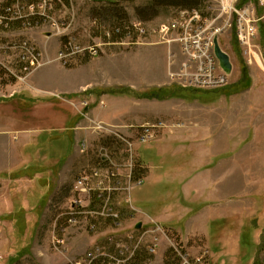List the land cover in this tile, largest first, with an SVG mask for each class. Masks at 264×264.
<instances>
[{"label":"rangeland","instance_id":"374dc122","mask_svg":"<svg viewBox=\"0 0 264 264\" xmlns=\"http://www.w3.org/2000/svg\"><path fill=\"white\" fill-rule=\"evenodd\" d=\"M16 1L0 0V16L3 15L6 7L15 4ZM67 1L57 2L52 12L54 18L60 22H69L73 18L69 34L76 36L84 46L102 43V52L96 57L88 54L80 55L70 65L65 66L56 60L62 47V36L53 35L49 21L15 31H8V25L0 22V87L9 86L0 91V100H4V104L7 103L0 105L2 106L0 108L4 109V113L14 114V117L30 115V121L21 122L46 130V138L41 141L42 147H33L34 150L23 149L22 144L12 146L7 151L0 147V179H3L0 180V264H72L84 258L95 247L115 256H123L122 264H132L131 261L142 251L152 257L143 264H183L188 258L189 264H198L196 260L198 258L204 259L203 264H264V34L259 31L251 55L243 53L237 44L234 32L227 33L222 38L217 37L220 39L222 50L230 56L233 65L229 84L217 90L188 94V102L209 106L208 109L211 107L217 109L215 114L225 115V123L227 125L231 123L237 130V140L244 142L243 138L247 139L249 136L246 143H251L241 152L239 173L235 174L239 178L222 181L218 179L215 181V184L217 183L215 187L214 183L209 186L210 188L208 187L209 191L213 188L219 190L215 200H211L214 199L212 196H204L207 203L203 207L206 211L211 210L210 212L204 210L196 217L195 213L188 211V217L186 215L184 217L186 212L181 207L179 211L170 215L172 217L168 221L170 226L151 219L146 228L137 230L133 224L131 227H126V224L124 226V222L127 223V220L132 219V210L127 195L120 192L113 196L120 213L118 221L92 219L82 215L78 217V223H70L68 215L73 209L75 200L78 199L75 184L80 175L95 168L110 167L126 175L131 169L130 164L132 167L134 164L133 180L145 179L150 170L144 166V170L141 169L144 171L143 177H135L136 162L142 164L139 155H142L143 147L157 140L164 132L162 134L160 131L148 144L136 143L131 157L128 156L129 153L127 154L126 147L120 140L106 135L105 131L92 124L90 131L94 141L83 142L85 146L81 144L75 150L72 136L69 132H63L64 122L61 121L62 116L56 110L44 109L41 104L29 108L17 97L12 102L8 96L17 94L22 88H30L32 75L36 72L40 74L45 65L52 61H57L63 67L73 68L94 58H97L103 68L113 65L108 61H114L115 72L118 70L125 74L118 78L121 85L112 90L140 89L141 84L135 80L134 73L138 69L142 70L150 59L145 56L143 48L138 47L151 38L156 40L157 44L169 47L170 63L174 67L170 71L176 72L183 56L180 42L177 41L180 33L175 30L159 32L160 25L167 22L178 7L159 8L158 16L154 18V13L146 10L152 6L153 0ZM251 2L254 3L253 0ZM210 5L212 6L210 13L215 15L213 0H202L197 7L206 13V7ZM108 9L117 11V19L106 14L105 11ZM136 10H141L142 15L139 16ZM260 11L263 14V10ZM142 18L147 21H143ZM136 20L140 21L147 31L137 45L132 42L138 37L134 40L132 38L133 41L126 39L124 46L107 44L109 41L105 38L106 30H112L116 23L130 25ZM24 40L32 41L41 51L47 50L49 54L44 53L49 58L43 54L44 64L34 68L23 79H18L16 76L20 75L21 69L20 52L7 49L6 46ZM107 55L123 56L114 60L103 58ZM157 58L158 53L152 56V59ZM84 69L79 68L72 73L81 74ZM113 78L116 79L114 76ZM170 81L171 85H177L172 79ZM114 109L115 106L110 103L107 111ZM124 113L128 111L125 110ZM213 117L215 118L214 115ZM96 123L107 125L104 122ZM137 130L133 129L131 135L126 136L136 142L139 135ZM20 137L19 143L22 142L23 135L21 134ZM37 149H40L39 153H35ZM104 149H107V153L119 168L113 167L110 162H103ZM73 153L70 160H64V157L66 159ZM73 160L78 161V170H72ZM233 167L226 164L219 168V174L228 176ZM57 170L58 172L62 170V173L69 177L62 182L64 184L59 181ZM59 182L60 189L55 193ZM146 188L147 184L136 188V191L133 190L132 199H135L139 193L142 194ZM10 199L15 204L12 205L14 210H10L5 204L10 203ZM89 200L90 204H87L86 209H91L90 205L99 206L95 196L90 197ZM201 203L203 205L204 201ZM215 209H218V212H214ZM232 216L235 219H229ZM215 218V221L212 220ZM210 219L212 221L209 223ZM217 221V225L214 226L212 223ZM92 222L96 225L93 229L90 228ZM156 224L161 225L163 229L158 230ZM240 226L241 230H239ZM148 231L150 232L147 233ZM222 231H224L222 237H217ZM239 233L240 241L238 240L237 243ZM246 233L249 239L246 238ZM141 237L144 238L138 246ZM57 239L64 241L58 243ZM155 242L157 245L153 246ZM245 242L248 244L246 245ZM118 245L125 247L122 253L119 252ZM95 264H108V261L98 260Z\"/></svg>","mask_w":264,"mask_h":264},{"label":"crops","instance_id":"0c3cea01","mask_svg":"<svg viewBox=\"0 0 264 264\" xmlns=\"http://www.w3.org/2000/svg\"><path fill=\"white\" fill-rule=\"evenodd\" d=\"M103 1L97 0V2ZM33 37L36 39L35 36ZM64 38L62 37V39ZM157 43L151 38L147 43L138 47L143 48L145 56L150 61L144 68L141 67L142 70L135 69V80L141 84L140 89L136 90L146 91L171 85L169 71L174 67L170 63L169 47L166 45L163 47ZM42 52L49 58L48 55H45L46 52L48 53L47 50H42ZM157 53L158 58L152 59V56ZM107 54L109 53L107 52ZM120 56L107 55L103 58L114 60ZM47 57L45 58L47 59ZM96 59H91L73 68H66L57 61H52L45 65L40 74L36 72L32 75L30 88H22V91L8 97L12 102L17 97L29 108L34 107L35 104H41L44 109L56 110L62 116L61 121L64 122L63 132H69L72 136L75 150L81 144L84 145L83 142L94 141L90 131L94 122H104L107 125L122 127V132L127 136H130L133 131L131 126L141 127L147 123L163 122L165 127L159 129L158 133L161 131L163 134L164 132V136L162 135L144 146L145 151L143 149L142 155H139L142 164L150 170L144 181L147 188L142 194L139 193L135 199H132L134 207L131 213L132 219L127 220V223L124 222V226L126 224V227H131L133 224L135 227L138 223H142L141 228L144 229L151 219L162 225L170 226L168 222L172 219L170 215L179 211L181 207L186 212L184 217L185 215L188 217V211L195 213L194 215L198 217L200 212L203 213L205 210L203 206L207 203V199L204 196H212L214 199L211 200H215V197L219 195V190L217 191L215 188L209 191L211 184H215L218 179L222 181L239 178L235 174L239 173L238 165H240L241 152L244 147L251 144L246 143L249 136L247 139L243 138L244 142L237 140L238 135L235 127L231 123L227 125L224 121L225 115L215 114L217 109L211 106V109H208L209 106L177 98L138 99L127 94L107 93L106 91L121 85L118 78L125 74L118 70L115 72L116 63L114 61H108L113 65L103 68ZM135 66L138 67L136 64ZM79 68H85L83 73H72ZM110 76L111 78H108ZM8 87V85L6 88L0 87V91ZM110 103L115 106V109L107 111ZM0 105L5 104L1 102ZM3 110L0 108V147L3 150L7 151L18 144H22V148L26 150L42 147L41 141L46 138L44 128L21 122L22 120L30 121V115L14 117V114L4 113ZM125 110L128 113L125 114ZM66 117L67 119H65ZM202 120L204 122H201ZM21 134L23 135L22 142L19 143ZM36 152L39 153L40 149L35 150ZM74 153L66 159L64 157V160H70L69 158ZM226 164L233 165V170L228 173V176H221L219 168ZM78 165V161L73 160L72 170H78ZM58 170L57 177L62 183L69 177L65 173L63 174L62 170L59 172ZM0 180L3 181V179ZM60 185L59 182L55 193L60 189ZM216 185L217 183L214 187ZM201 201H204L203 205H201ZM5 204L10 210H14L12 205L15 204L12 201ZM214 212H218V209H215ZM229 219H235V217L232 216ZM212 220L215 221L216 218ZM212 220L210 219L209 223ZM239 230H241V226ZM223 232L217 237H222ZM216 235L217 233L214 237ZM238 240L240 241V233L239 236L237 235V243ZM237 251L239 252V249Z\"/></svg>","mask_w":264,"mask_h":264},{"label":"built area","instance_id":"2783aa9c","mask_svg":"<svg viewBox=\"0 0 264 264\" xmlns=\"http://www.w3.org/2000/svg\"><path fill=\"white\" fill-rule=\"evenodd\" d=\"M213 1L216 10L215 15L210 13L212 10L211 5L206 7V13L201 8L180 7L175 10V13L171 15L167 22L161 24L159 27V32L175 30L180 33L177 41L180 42L183 57L176 72L170 71V79L182 88L212 91L227 86L230 77L224 72L215 55L214 39L216 37L222 38L225 34L234 32L237 43L243 53L251 55L252 49L255 47L254 41L260 31V25L264 23V0H257V4L250 2L243 6H239L240 0ZM57 2H61V0H17L15 4L6 9V13L0 16V22L7 25L8 21L27 19L35 16L49 21L53 34L65 37L56 58L57 61L65 66L70 65L80 55L88 54L93 57L99 55L102 52V43L84 46L76 36L69 34L73 18L69 22H60L54 18L52 12ZM258 9H262L263 14L259 15ZM27 10L29 11L27 12ZM130 28L125 38L107 44L124 46L126 39H130L131 41L135 39L133 36L134 32L137 33L138 38L132 43L138 44L147 33L142 23L137 20L130 24ZM118 33L117 31L116 34ZM105 36L107 39H110L112 33L106 31ZM6 48L15 49L20 52L19 64L21 65V69L20 75L16 76L18 79H23L34 68L44 64L42 62V51L31 41L12 42ZM6 69L11 71L8 67ZM93 124L105 131L106 135L120 140L125 145L126 152L127 154L129 153L128 156L130 155L131 157L136 143L141 145L148 144L155 139L158 130L165 127L163 122L157 124L147 123L141 127L131 126L130 128L138 129L137 131L139 132L136 142H134L121 132V127L119 126H107L102 123L97 124L96 122ZM104 151L103 162H110L113 167L119 168V165H116L107 153V149H104ZM133 167L130 164L131 169L126 175L112 167L95 168L88 173L80 175L75 184V192L78 195V199L75 200L73 209L68 215L69 222L78 223V217L82 215H86L92 219L101 218L118 221L120 213L113 201V196L120 192L127 195V201L130 202V208L133 211L131 193L135 188L143 186L145 181L143 178L133 180ZM92 196L98 199L99 206L93 207L90 205L91 209H86L87 204H90L89 199ZM156 225L158 226V230L163 229L161 225ZM94 227L96 225L92 222L90 228L93 229ZM130 238L133 237L130 236ZM143 238L141 237L138 240V246L143 241ZM57 241L58 243H62L64 240L57 239ZM154 244L157 245L156 242L153 243V246ZM117 248L122 253L125 247L118 245ZM150 250H152V247H150ZM122 257L121 255L115 256L104 249L95 247L84 258L78 259L72 264H95L98 260L108 261V264H122L124 262L121 259ZM196 260L198 264L204 263L203 258ZM189 262L188 258L184 260L183 264H189Z\"/></svg>","mask_w":264,"mask_h":264},{"label":"trees","instance_id":"16d2710c","mask_svg":"<svg viewBox=\"0 0 264 264\" xmlns=\"http://www.w3.org/2000/svg\"><path fill=\"white\" fill-rule=\"evenodd\" d=\"M61 1H67V0H61ZM69 1V0H68ZM67 1V2H68ZM202 0H153L152 2V6L146 8V10L152 11L154 13V18L158 16V9L159 8H164V7H178V8H199L197 7L199 2ZM252 0H240L239 2V6H243L248 4L249 2H251ZM66 2V4H67ZM253 2L255 4H257V0H253ZM11 6H8L5 8L4 13H6V9L9 8ZM107 15H110L112 18L117 19V11L115 9H108L105 11ZM137 14L139 16L142 15V11L141 10H136ZM3 13V14H4ZM258 13L259 15H261V11L260 9H258ZM143 21H147L145 20V18H142ZM97 20V19H96ZM95 20V21H96ZM46 22V20L44 18H40V17H30V18H23V19H18V20H14V21H8L7 25H8V31H15L18 29H22V28H28V27H32V26H37L40 25L42 23ZM6 23V22H4ZM121 22L116 23V25L113 27L112 30H109L112 33V36L110 39H107L109 42L113 43L116 42L118 40H121L123 38H125L126 34L128 33V29L130 28V25H123ZM260 32L262 33V35L264 34V23H261L260 28H259ZM107 31V30H106ZM117 31L119 32L118 34ZM134 38L137 37V33L134 32L133 34ZM106 38V37H105ZM236 39V37H235ZM237 41V40H236ZM238 44V43H237ZM152 91V92H151ZM198 90H194V89H186V88H182L178 85H170L168 87H163V88H154L151 90H143V91H136L134 89H121V90H117V89H110L108 91H106L107 93H111V94H127L130 96H133L135 98L138 99H153V98H158L160 100H165V99H171V98H177V99H183V100H188L189 99V93L194 94V92H197ZM0 102H4V100H0ZM7 104V103H5ZM144 165L141 164V162L139 163V161L136 162V169L134 171V175H136L135 177H143L144 175ZM143 168V170H141ZM222 221V220H221ZM221 221H219V223H222ZM217 222H213L212 224L215 226L217 225ZM220 224H218L219 226ZM244 231V230H243ZM246 238L249 239V236L247 237V233H246ZM244 236L242 235V238ZM246 245L248 244L247 242H245ZM152 257L149 256V254H147L146 252H139L138 255L131 261L132 264H143L144 262L150 260Z\"/></svg>","mask_w":264,"mask_h":264},{"label":"water","instance_id":"95a60500","mask_svg":"<svg viewBox=\"0 0 264 264\" xmlns=\"http://www.w3.org/2000/svg\"><path fill=\"white\" fill-rule=\"evenodd\" d=\"M214 52L217 59L219 60L220 66L222 67L224 72L228 76H230L232 73L233 65L231 63L230 56L224 50H222L219 43V39L217 37L214 39ZM141 227H142V223H138L136 225L137 230H140Z\"/></svg>","mask_w":264,"mask_h":264}]
</instances>
